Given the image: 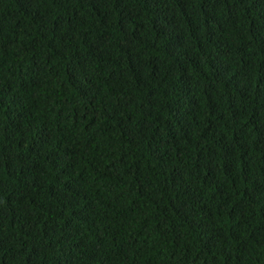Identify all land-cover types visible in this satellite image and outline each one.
<instances>
[{
  "label": "trees",
  "instance_id": "16d2710c",
  "mask_svg": "<svg viewBox=\"0 0 264 264\" xmlns=\"http://www.w3.org/2000/svg\"><path fill=\"white\" fill-rule=\"evenodd\" d=\"M0 264H264V0H0Z\"/></svg>",
  "mask_w": 264,
  "mask_h": 264
}]
</instances>
